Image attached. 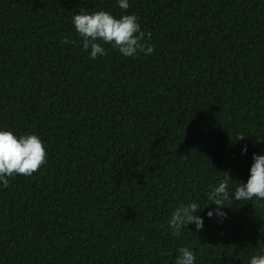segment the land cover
Segmentation results:
<instances>
[{"label":"trees","instance_id":"16d2710c","mask_svg":"<svg viewBox=\"0 0 264 264\" xmlns=\"http://www.w3.org/2000/svg\"><path fill=\"white\" fill-rule=\"evenodd\" d=\"M98 10L125 14L116 0H0V126L46 149L0 188V264H175L179 247L248 264L264 201H225L226 219L180 237L166 221L264 154V0H129L153 54L104 44L93 60L62 39Z\"/></svg>","mask_w":264,"mask_h":264},{"label":"clouds","instance_id":"9594fccd","mask_svg":"<svg viewBox=\"0 0 264 264\" xmlns=\"http://www.w3.org/2000/svg\"><path fill=\"white\" fill-rule=\"evenodd\" d=\"M116 5L125 10V14L116 17L104 10L81 11L74 14L71 23L79 39L73 41L65 37L62 43L67 45L78 42L93 60L106 55L104 44L118 50L124 57L152 55L154 46L149 42L151 33L141 30L136 14L126 13L129 0H116ZM243 138L244 136H241L237 140ZM240 151L242 155L247 153L248 145H242ZM251 160L247 179L237 180L230 189V182L234 180L227 174L210 186L207 193L209 203L202 209L197 201L191 199L177 203L166 221L171 234L180 237L188 225L200 231L204 228L205 217L226 219L225 201H250L253 198L264 201V154L252 153ZM45 163L46 149L39 136L34 133L16 135L13 131L0 126V188H7L10 178L15 175L31 176ZM209 204L214 207H209L201 216L199 213ZM176 252L175 264H196V256L188 247H179ZM248 264H264V250L252 255Z\"/></svg>","mask_w":264,"mask_h":264}]
</instances>
